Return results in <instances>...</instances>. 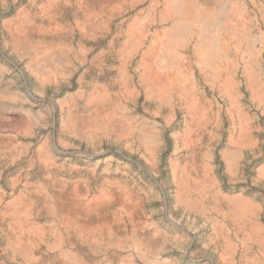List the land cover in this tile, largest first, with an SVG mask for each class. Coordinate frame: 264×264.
<instances>
[{
  "label": "rangeland",
  "instance_id": "rangeland-1",
  "mask_svg": "<svg viewBox=\"0 0 264 264\" xmlns=\"http://www.w3.org/2000/svg\"><path fill=\"white\" fill-rule=\"evenodd\" d=\"M151 1L86 0L104 15L97 29L82 30L78 0H0V264H71L75 253L86 264H109V256L116 264H264V18L254 12L261 0L244 2L263 85H246L240 68L212 85L192 65L183 94L177 85L146 93L139 78L141 55L173 21L148 25L140 45L126 47L128 26L136 15L144 21ZM181 94L203 120L188 140L193 115ZM48 187V201L59 202L105 187L126 191L134 215L115 219L114 201L92 218L112 221L99 236L107 251H99L67 235L38 203ZM21 200L32 203L23 223L41 231L31 255L9 245ZM234 200L246 204L239 225L225 215Z\"/></svg>",
  "mask_w": 264,
  "mask_h": 264
},
{
  "label": "bare ground",
  "instance_id": "bare-ground-1",
  "mask_svg": "<svg viewBox=\"0 0 264 264\" xmlns=\"http://www.w3.org/2000/svg\"><path fill=\"white\" fill-rule=\"evenodd\" d=\"M136 1L142 0H134ZM247 2L253 4L255 0ZM78 3L84 15L82 30L97 29V20L104 15V11L98 6H92L86 0H78ZM248 8L244 0H163L161 4L158 0H152L144 21L140 15H136L125 33L126 47L128 51H133L142 42L148 25L173 21L171 27L156 31V42L141 55L142 69L139 78L145 86L146 93L152 89V85H177L184 88H179L183 94L186 89L183 85L190 76L192 65L200 66V71L207 75L212 85L222 75L239 68L246 76V85H263L254 67L257 56L254 44L257 38L251 33ZM254 8L255 14H260L261 18H264V0H261V5L255 4ZM16 29L17 26L14 27V30ZM144 82L148 84L144 85ZM189 95H182L188 99L189 113L193 115L188 120V128L185 131L187 140L192 134V129L199 128L203 121L202 117L196 113L197 103ZM231 117H233L232 120L235 119L233 115ZM65 128L68 130L74 126L67 121ZM240 138L238 136L229 140L234 142L235 139L239 141ZM49 188L45 190L46 197H37L38 203L45 204L44 207L49 208L52 215L61 219L60 223L66 227L67 235H75V239L81 244L92 243L99 251H107L106 247L98 244L101 243L99 236L109 233L106 229L112 226V221L109 218H102L94 223L92 218L99 217V213L107 210L114 201H117L119 205L113 214L115 219H131L134 215L135 202L126 191L105 187L85 200L73 198L66 202H59V199L48 201ZM178 203L189 207L191 205L188 195H181L180 199L178 194ZM31 206L30 200H21L15 207L14 215L17 216L13 219L15 231L13 229L14 233L9 237V245L14 255L24 252L31 255L36 244L41 240V231L38 228L23 223ZM245 209V203L234 200L232 208L225 215L233 218L239 225V223L242 224ZM74 217L77 219L72 221ZM25 233L29 234L28 243H25L27 248L21 245V239ZM63 239L60 235L56 236V241L61 242ZM108 242L111 243V239ZM84 259L82 253L71 254L69 257L71 264H86ZM116 262L115 258L109 256V264H116Z\"/></svg>",
  "mask_w": 264,
  "mask_h": 264
}]
</instances>
